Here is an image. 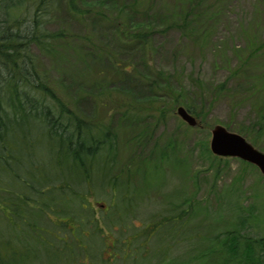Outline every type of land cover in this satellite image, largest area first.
I'll return each mask as SVG.
<instances>
[{
	"label": "trees",
	"instance_id": "16d2710c",
	"mask_svg": "<svg viewBox=\"0 0 264 264\" xmlns=\"http://www.w3.org/2000/svg\"><path fill=\"white\" fill-rule=\"evenodd\" d=\"M59 1L0 0V264H41L34 249L27 243L28 239L41 238V233H45L66 244V236L58 238L52 231L57 232L54 227L61 226L73 236L79 226L82 229L84 224L88 225L87 215L93 212L92 208H87L84 198L94 182L108 184L112 195L119 190L117 181L121 179L111 175L117 164L114 135L99 129L93 122L85 123L66 108L52 86L48 73L39 67L33 52L37 49L39 53L52 55L55 44L63 40L62 32L49 33L47 30L51 14ZM104 1H100L99 5L103 6ZM217 2L220 1H189L178 18L181 23L178 22L177 28L183 29L190 18L201 17L206 11L203 5L215 9ZM66 3L69 14L79 20L88 18L91 11L89 5L82 8L78 0H66ZM256 3L264 21V0H256ZM200 7L202 9L198 10ZM96 13L101 16L100 12ZM148 13L146 11L137 20L129 21V26L122 18L115 19L113 26L117 43L146 50L153 35L152 29L148 28ZM250 42L244 56L230 71L227 81L220 84L217 93L226 96L235 106L246 101H259L254 107L257 120L252 126L238 129V132L260 143L264 141V38L255 46ZM106 57L117 75L127 72V66L119 67L112 57ZM147 80L144 78L140 83L151 90L147 101L149 106H158L162 110L167 105H183L196 120L202 116L203 111L194 108L186 98L181 97V93L170 91L168 80L162 72H154L153 78ZM226 83H231L232 88L228 89ZM244 86L246 91L240 97L237 92L242 88L244 90ZM123 107L122 111L115 109L114 112L120 113L127 123L126 133H130L128 140L135 146H143L144 132H134V126L138 125L137 117L140 116L137 112L129 114ZM108 111H113V108ZM153 154L156 156L153 161L144 159L146 161L138 162L132 168L130 175L134 182L123 184L120 181L127 190L126 196L127 193L131 195H124L125 201L118 205L114 202L112 209L103 211L104 214L110 212V218H105V221L119 234V238L113 240L109 247L103 240L102 231L94 232L104 246L100 248L102 257L110 248L102 258L103 264L116 262L117 258L121 264L137 259L142 263L151 255L158 258L156 264H264V236L254 238L247 231L252 219L251 209L247 215H237V222L228 223L227 228L221 229L222 234L217 232L216 224L219 223H207L209 214L206 212L203 220L199 221L205 233L201 236L198 232H190L186 236V226L192 224L201 208L193 203L194 197L184 195L187 189L181 186L173 188L166 195H159L165 199V212L160 215L152 213L147 225L138 231L132 230L123 220V210L133 214L132 209L137 207L130 199L146 201L147 204L149 201L150 205L158 203L156 183L164 184L167 189L166 175L169 172L178 178L188 174L187 167L174 154L170 144L156 145L149 155ZM214 174L218 175V172ZM152 182L153 185H149ZM124 202L129 206H125ZM125 228L124 232L129 234L127 237L121 231ZM177 237L190 238L192 244L191 251L183 257L171 256L172 249L179 244ZM172 239L174 245L170 243ZM154 244H157L156 251L160 255L152 247L149 248ZM77 247L82 254V259H79L81 264H96V255L91 257L90 246L81 244ZM66 248L64 251L69 252L48 249L45 263H71L73 252L68 244Z\"/></svg>",
	"mask_w": 264,
	"mask_h": 264
},
{
	"label": "rangeland",
	"instance_id": "374dc122",
	"mask_svg": "<svg viewBox=\"0 0 264 264\" xmlns=\"http://www.w3.org/2000/svg\"><path fill=\"white\" fill-rule=\"evenodd\" d=\"M100 1L102 3L104 0ZM100 1L78 0L80 7L89 5L91 8L88 18L82 20L69 14L66 0L59 1L51 14L47 30L49 33L62 32L63 40L55 44L52 55L39 53L34 48L33 52L39 67L48 73L52 86L66 108L85 123L93 122L99 129L114 135L117 164L112 177L120 178L123 184L134 182L132 168L138 162L146 161L144 159L153 161L156 156L149 154L156 145L170 144L174 154L187 167L188 174L178 178L169 172L166 175L167 189L164 184L156 183V190L158 196L161 193L166 195L173 188L181 186L187 189L184 195L194 197L193 203L200 206V214L185 228L186 236L190 232H198L201 236L205 233L199 221L203 220L206 212L209 214L207 223H219L216 224L217 232L222 234L221 229L227 228L228 223H236L237 215H247L249 209L252 210V219L249 221L248 234L254 238L264 236V177L257 169L236 158H218L209 151L211 128L214 126H223L229 132L239 134L238 129L252 126L257 120L254 107L259 101H246L235 106L226 96L217 93L220 84L227 81L230 71L244 56L249 40L254 46L263 42L264 21L259 15L260 7L256 0H219L215 9L203 5L206 6L205 13L201 17L190 18L183 29L177 28L178 22L181 23L178 18L191 0H109L104 1L103 6L99 5ZM146 11H149L148 28L153 31L146 50L135 45L118 44L113 21L122 18L129 26V21L137 20ZM96 12H100L101 16ZM92 53L94 55H90ZM102 55L112 57L119 67L127 66V72L117 75L107 57L104 59ZM159 71L165 74L170 91L181 93V97L186 98L194 108L203 111L202 116L197 118V127H188L176 115L178 105H167L161 110L158 106L147 104L151 90L140 82L144 78L150 81L154 72ZM230 87L231 83H228L227 88ZM245 91L244 86V90L242 88L237 94L242 97ZM179 106L184 108L183 105ZM121 107L127 109L129 114L137 112L140 116L137 117L138 125L134 126V132H144L143 146H135L128 140L127 135L130 133H126L127 123L122 120L120 113L114 112L115 109L122 111ZM110 108L113 111H108ZM239 135L264 153V141L259 143L257 139L255 141L246 135ZM216 171L218 175L214 174ZM121 180L117 181L119 190H115L114 195L108 184L94 182L84 198L87 208H92L93 213L87 215L88 225L84 224L82 229L79 226L73 236L61 226L54 227L57 232L52 231L53 235L58 238L66 236V244L45 233H41V238L27 240L41 264H47L44 257L48 249L69 252L64 251L67 244L74 258L68 264L82 263L79 261L82 254L77 247L81 244L90 246L91 257L96 255V264H103L102 258L110 248L102 257L100 248L104 246L95 233L101 230L103 240L109 247L113 240L119 238L117 231L114 232L116 228L105 221V218H110V212L104 214L103 211L112 209L114 202L118 205L126 200L123 198L131 195L127 193L126 196L127 190ZM149 185H153V182ZM130 200L137 207L132 209L133 214L123 210V220L134 231L147 225L152 213L160 215L165 212V199L162 196L157 197L158 203L153 202L151 205L149 201L147 204L146 201ZM124 205L129 206L125 202ZM153 221L157 222L154 218ZM124 234L126 237L129 235ZM177 240L179 244L174 246L171 256L183 257L191 251L190 238L177 237ZM156 245H150L149 248L152 247L159 254ZM147 262L156 264L158 258L151 255L147 261L143 259L142 263L137 259L124 264ZM111 264H121V261L117 258Z\"/></svg>",
	"mask_w": 264,
	"mask_h": 264
},
{
	"label": "water",
	"instance_id": "95a60500",
	"mask_svg": "<svg viewBox=\"0 0 264 264\" xmlns=\"http://www.w3.org/2000/svg\"><path fill=\"white\" fill-rule=\"evenodd\" d=\"M176 115L188 126L195 128L198 121L181 106L177 107ZM209 151L218 158L238 159L254 166L264 177V153L256 150L246 139L237 133H231L223 126L211 128Z\"/></svg>",
	"mask_w": 264,
	"mask_h": 264
}]
</instances>
